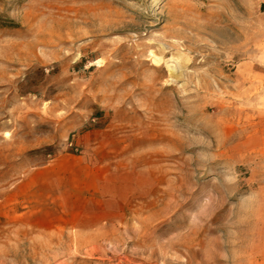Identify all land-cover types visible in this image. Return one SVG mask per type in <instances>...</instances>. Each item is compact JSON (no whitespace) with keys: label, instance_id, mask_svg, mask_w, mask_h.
Returning <instances> with one entry per match:
<instances>
[{"label":"rangeland","instance_id":"obj_1","mask_svg":"<svg viewBox=\"0 0 264 264\" xmlns=\"http://www.w3.org/2000/svg\"><path fill=\"white\" fill-rule=\"evenodd\" d=\"M242 94L264 0H0V264H264Z\"/></svg>","mask_w":264,"mask_h":264},{"label":"bare ground","instance_id":"obj_2","mask_svg":"<svg viewBox=\"0 0 264 264\" xmlns=\"http://www.w3.org/2000/svg\"><path fill=\"white\" fill-rule=\"evenodd\" d=\"M238 36H241L240 32ZM214 44L216 45V43ZM239 86L240 88L241 87L243 88L244 80L240 82ZM252 88H253L252 90L255 92L259 91V88L257 87H252ZM240 98L242 105H247V107L243 106L239 108L237 111L235 110L230 112L227 117V122L231 126L239 127V125H241V134L243 135V137H245V135H247L250 132L253 135L256 136L261 135L262 137H264V113H258L257 111H255L256 106L250 104V101L254 100L253 94H251V96L247 94H242Z\"/></svg>","mask_w":264,"mask_h":264}]
</instances>
